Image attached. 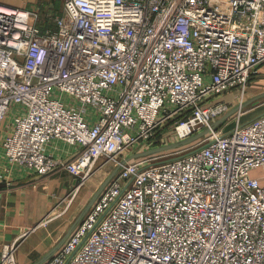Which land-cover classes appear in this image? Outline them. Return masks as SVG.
I'll list each match as a JSON object with an SVG mask.
<instances>
[{"label":"built area","instance_id":"obj_1","mask_svg":"<svg viewBox=\"0 0 264 264\" xmlns=\"http://www.w3.org/2000/svg\"><path fill=\"white\" fill-rule=\"evenodd\" d=\"M263 64L264 0H62L46 18L0 2L6 161L79 179L57 206L99 160L119 167L43 264H264V113L213 126ZM205 129L185 153L122 163Z\"/></svg>","mask_w":264,"mask_h":264},{"label":"crops","instance_id":"obj_2","mask_svg":"<svg viewBox=\"0 0 264 264\" xmlns=\"http://www.w3.org/2000/svg\"><path fill=\"white\" fill-rule=\"evenodd\" d=\"M0 2L16 8L36 9L43 18L56 12L58 2L62 6V0ZM248 91L251 97L264 92V64L258 77L248 86ZM4 132L5 128L0 123V141ZM74 182L75 178L62 169L47 176L19 172L6 161L0 146V255L3 246L16 239H19L15 254L17 264H33L53 248L48 232L39 230L41 226L38 224L59 209V200Z\"/></svg>","mask_w":264,"mask_h":264},{"label":"rangeland","instance_id":"obj_3","mask_svg":"<svg viewBox=\"0 0 264 264\" xmlns=\"http://www.w3.org/2000/svg\"><path fill=\"white\" fill-rule=\"evenodd\" d=\"M61 3L58 2L56 12H58L59 8L62 6ZM259 73L254 75L252 79L249 81V85L254 82V80L258 77ZM233 95V94H230ZM232 96H226L225 98H231ZM251 95L249 94L248 87L245 94V99H249ZM248 111L241 117V121H246L258 114L264 113V99L259 100L257 103H253L252 105H249L246 107ZM232 119L231 117L227 120V128H229L232 125ZM158 139V136L154 138L152 141L146 143L147 145L155 144L156 140ZM197 141V140H196ZM196 141L191 142L190 144L186 146H181L179 148H176L174 150L177 151H165L163 153H157L146 157L155 158L153 162H156L157 160L162 161L169 159L175 155L185 153L187 149H190L191 147H194ZM199 141H197L198 143ZM144 145V144H143ZM142 146V145H141ZM136 150H133L130 152V154L143 151L144 148L140 149V146H138ZM158 147V146H157ZM129 154V155H130ZM127 155V156H129ZM145 158V157H142ZM117 166V163L114 161H109L106 159H101L97 162V164L94 166L93 172L89 175V177L84 181V183L81 185V187L78 189L75 194H71L62 204L58 207L59 209H56L54 213L49 217L46 225L41 226V229L39 230H46L49 234V242H51V245L57 244L61 238L64 236V234L67 232V230L70 228V226L74 223L80 212L85 208V206L88 204L90 199L93 197V195L96 193V191L100 188L104 180L115 170ZM256 173V172H255ZM75 180L74 184L77 183ZM73 184V186H74ZM71 187V189L73 188ZM70 189V190H71ZM69 190V191H70ZM68 191V192H69ZM66 192V194L68 193ZM65 194V195H66ZM60 202V200H59ZM43 225V224H42Z\"/></svg>","mask_w":264,"mask_h":264},{"label":"water","instance_id":"obj_4","mask_svg":"<svg viewBox=\"0 0 264 264\" xmlns=\"http://www.w3.org/2000/svg\"><path fill=\"white\" fill-rule=\"evenodd\" d=\"M263 98H264V92H262L260 94H257V95H255L253 97H250L241 106H236V107L232 108L224 116H222L217 121H215L213 123V126L217 127L218 125H220L223 121H225L226 119L231 117L240 107H247L249 105H252L255 102H258L259 100H261ZM208 132H209V129H205L202 132L197 133V134H195V135H193V136H191V137H189V138H187V139H185L183 141H179V142H175V143H172V144H168V145L155 147V148H151V149H148V150H143V151H139V152L133 153V154L129 155L128 157H126L122 161V163H124L125 161H130V160H133V159L142 158V157L150 156V155H153V154H157V153L173 150V149L179 148L181 146H186V145L190 144L191 142H194V141L200 139L201 137L205 136ZM118 168L119 167H116L115 170H113V172L111 174H109V176L104 180V182L102 183L100 188L96 191V193L90 199V201L85 206V208L80 212V214L78 215V217L76 218L74 223L70 226V228L67 230V232L64 234V236L61 238V240L57 244H55L53 246V248H51L43 257H41L39 260H37L33 264H43V263H45L63 245V243L69 237L71 232L74 230V228L77 226V224L84 217V215L86 214L88 209L92 206V204L96 200V198L99 195V193L101 192V190L106 186V184L111 180V178L117 173Z\"/></svg>","mask_w":264,"mask_h":264},{"label":"trees","instance_id":"obj_5","mask_svg":"<svg viewBox=\"0 0 264 264\" xmlns=\"http://www.w3.org/2000/svg\"><path fill=\"white\" fill-rule=\"evenodd\" d=\"M264 99V98H263Z\"/></svg>","mask_w":264,"mask_h":264}]
</instances>
